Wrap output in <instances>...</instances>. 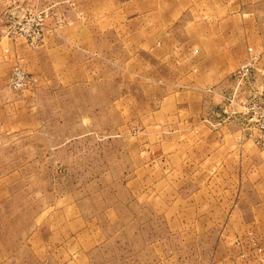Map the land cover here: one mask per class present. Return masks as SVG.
<instances>
[{"label":"rangeland","instance_id":"374dc122","mask_svg":"<svg viewBox=\"0 0 264 264\" xmlns=\"http://www.w3.org/2000/svg\"><path fill=\"white\" fill-rule=\"evenodd\" d=\"M164 1L0 0V264H264V0ZM182 123L257 151L230 192L258 196L230 227L185 204L195 165L180 162L212 150Z\"/></svg>","mask_w":264,"mask_h":264},{"label":"crops","instance_id":"0c3cea01","mask_svg":"<svg viewBox=\"0 0 264 264\" xmlns=\"http://www.w3.org/2000/svg\"><path fill=\"white\" fill-rule=\"evenodd\" d=\"M121 4H149V5H159L164 3V0H118ZM172 4H187V0H170ZM182 13L177 12L174 13V16H168L166 20H182ZM229 68L228 64H220L209 62L205 63L204 66H200V68L204 69H215V68ZM207 81L204 80L195 83V93H197V102L198 106L195 107L194 113L196 117H201L203 112V108L205 106L206 97L208 98L207 92H205V88L207 86ZM199 85V86H198ZM173 95H169L172 97ZM183 101V100H181ZM185 101V100H184ZM182 104H179V110L187 109L188 105L184 106V108H180ZM178 107V106H176ZM171 116V115H170ZM181 123V122H180ZM172 129H177L180 131H194V133H198L200 136V140L196 143L201 144L202 148L205 150L211 149L212 151L206 153L200 160L196 159L194 163L187 162V159H183V162H180V165H190L194 164V174H189L186 180H193L197 182L196 188L194 190V194L190 197L194 199L193 202H185V204L194 207H202V212H209L211 214H225V219H217V224H227L230 227V212H234L237 208L244 206V203L247 201L244 200V197L247 196H258V193L255 190H250V193L246 192V195H240L235 191L234 193L230 192V180L231 181H246L248 179V175L246 174V170H251V165H256L252 169V173H256V167L259 165V160L256 157L250 156L248 151L256 152L255 147L249 142L245 141H237V140H225L220 141L216 139L215 141L206 142L207 139H204V136H215V131L209 129L204 125H195L191 126L187 123L178 124L175 126H170ZM217 134V132H216ZM199 146V144H198ZM224 150V154L220 156H214L216 153H219L218 150ZM237 150V151H231ZM247 150V151H246ZM231 151V153H230ZM238 152V153H236ZM241 154H240V153ZM237 154V156L230 157V154ZM188 161H191L188 159ZM182 163V164H181ZM230 165H233V169L230 170ZM236 165L238 167H236ZM240 165V166H239ZM179 175H172V177L177 178L178 180L185 179L183 172L178 173ZM241 175V176H239ZM254 180H257L254 178ZM183 185V184H182ZM184 189V186H179V190ZM181 195V194H180ZM239 195V196H238ZM186 197V196H185ZM227 226V227H228ZM196 257V256H195ZM199 258L196 259L198 263L196 264H237L239 262L238 258H235L231 255H223V254H212L207 255L205 259L204 256L200 255ZM170 256L168 259H164L163 264H170ZM203 261V262H202ZM232 261V262H231ZM241 261V260H240ZM183 262V261H182Z\"/></svg>","mask_w":264,"mask_h":264},{"label":"built area","instance_id":"2783aa9c","mask_svg":"<svg viewBox=\"0 0 264 264\" xmlns=\"http://www.w3.org/2000/svg\"><path fill=\"white\" fill-rule=\"evenodd\" d=\"M32 81L29 74L21 67L16 66L11 73L10 84L16 89H23L28 86ZM264 120V117H262ZM259 138L257 139L258 145L264 147V125L261 126Z\"/></svg>","mask_w":264,"mask_h":264}]
</instances>
